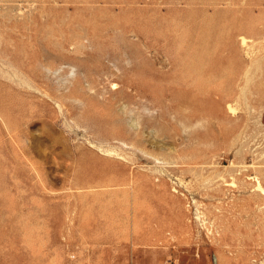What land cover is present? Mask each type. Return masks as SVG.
Listing matches in <instances>:
<instances>
[{
  "label": "rangeland",
  "instance_id": "374dc122",
  "mask_svg": "<svg viewBox=\"0 0 264 264\" xmlns=\"http://www.w3.org/2000/svg\"><path fill=\"white\" fill-rule=\"evenodd\" d=\"M0 264H264V0H0Z\"/></svg>",
  "mask_w": 264,
  "mask_h": 264
},
{
  "label": "bare ground",
  "instance_id": "6f19581e",
  "mask_svg": "<svg viewBox=\"0 0 264 264\" xmlns=\"http://www.w3.org/2000/svg\"><path fill=\"white\" fill-rule=\"evenodd\" d=\"M220 71H221V70H220ZM220 71H219V73H221ZM260 188H261V186H260ZM262 188H263V187H262ZM261 190H262V189H261Z\"/></svg>",
  "mask_w": 264,
  "mask_h": 264
}]
</instances>
